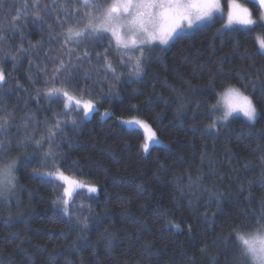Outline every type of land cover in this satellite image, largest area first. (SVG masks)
<instances>
[{
  "label": "trees",
  "instance_id": "1",
  "mask_svg": "<svg viewBox=\"0 0 264 264\" xmlns=\"http://www.w3.org/2000/svg\"><path fill=\"white\" fill-rule=\"evenodd\" d=\"M242 1L258 19L259 5ZM20 2L5 0L0 9L5 24ZM31 20L29 14L27 22L17 21L25 27L16 35L9 32V42L3 45L5 50L14 48L24 37L25 47L31 42L47 53L31 54V71L28 54L18 56L15 67L11 60L4 61L11 83L0 93V107L14 114L9 134L16 137L25 131L21 118L26 114L33 118L36 136L59 119L62 134L61 129L53 128L57 137L53 144L59 145L57 160L65 170L77 169L83 174L78 178L97 185L100 191L79 190L83 195L76 204L84 207L78 212L87 213L90 208L92 220L86 236L78 239L80 233L69 228L67 217L59 211L62 205L52 203L62 191L56 186L58 182L33 173V168L43 171L42 153L32 146L19 152L14 144L13 152L21 160L18 175L23 187L11 197L10 207H0V264H212L213 258L225 264V256L231 264L238 249L229 225L254 223L251 213L260 215L264 207V167L259 160L264 156L260 151L264 148V54L255 42L264 31L238 27L239 31L222 32L217 20L214 26L197 28L166 48L158 46L146 53L147 75L140 80L130 78L128 69L118 63V53L110 50L114 65L124 72L111 90L110 81L95 71L93 56L91 65L74 70L80 80L75 88L88 92L77 90L73 94L84 99L97 97L98 111L85 118L82 112L65 115L59 101H50L43 94L37 98L36 89H43L46 76L42 65L48 64L50 74L63 48L59 35L50 40L47 26L41 28ZM48 22L59 33L51 18ZM76 47L103 52L91 40ZM124 60L126 64L127 57ZM86 71L91 73L87 81L83 79ZM210 72L216 76L217 92L222 91L221 83L241 86L238 72H247L257 81L255 90L249 88L260 109L254 128L242 116L232 118L227 128H207L212 120L207 101L215 102L208 87ZM105 111L111 115L102 119ZM130 117L146 120L164 145H154L144 153L143 132L120 121ZM205 189L222 194L220 210ZM121 198L131 201L127 209L120 207ZM206 209L208 221H213L212 213L216 212L214 222H206ZM246 212L248 220L243 219ZM126 213L145 227L138 229L122 220ZM106 229H114L111 250L102 239ZM20 241L26 254L17 248ZM145 243L151 247L145 250ZM205 245L207 253L201 251Z\"/></svg>",
  "mask_w": 264,
  "mask_h": 264
},
{
  "label": "snow or ice",
  "instance_id": "2",
  "mask_svg": "<svg viewBox=\"0 0 264 264\" xmlns=\"http://www.w3.org/2000/svg\"><path fill=\"white\" fill-rule=\"evenodd\" d=\"M257 3L259 5L258 19L254 18L252 11L241 0H226V13L221 0H21L15 5L17 10L7 17V24L0 19V93H3L7 85L11 83L4 70L5 60H11L15 67L17 57L28 54L31 71L33 66L31 54L47 55L31 42L25 47L24 37L21 43L14 48L5 50L3 47L9 42V32L12 35L21 33L25 23H17V21L27 22L29 14H31L33 24H38L41 28L47 26L50 40L57 39L59 35L61 37L60 47L63 48L62 54L53 62L50 74H48V64L42 65L46 76L43 89H36L37 98L43 94L50 101H59L65 108V115L70 116L73 112H82L83 116L88 118L90 113L98 111L94 103L97 97L91 96L89 92L91 98L85 100L73 94L77 90L81 93L88 92L87 89L75 88L80 80L74 70L91 65L93 56L96 57L95 71L105 80L110 81L109 89L111 90L120 81L124 72L114 65L110 50L118 53V63L120 67L128 69V76L140 80L147 75L145 54L152 52L158 46H167L170 42L182 39L189 30L214 26L219 20L222 32L239 31L237 26L252 31L257 28L264 31V0H257ZM4 4L5 0H0V9L4 8ZM48 18H51L59 28V33L53 28V23L48 22ZM89 40L96 42L103 52L91 53L87 47L77 50V45ZM255 42L259 46L258 51L264 54V35H257ZM125 57H127L126 64ZM236 75L241 86L221 83L219 87L222 91L217 92L216 76L209 73L208 87L213 90L215 99L214 103L211 100L207 101L212 117L211 123L207 125L210 131L227 128L232 118L238 114L246 118V123L250 128H254L260 119V109L254 96L249 92V88L255 90L257 81L252 79L247 72H238ZM90 77V72L83 73L85 81ZM32 83L35 84L36 81ZM188 87H191L190 82H188ZM261 91L264 92V84L261 85ZM110 115L111 113L105 111L102 119ZM13 118L12 112L0 107V202H2L0 207H10L13 203L11 197L16 194L18 188L23 187L18 175L21 160L18 155L14 154L13 145L15 144L19 152H25L29 146H32L34 151L42 153L40 163L43 168V171L41 168H33V173L52 182H58L56 186L62 191L52 203L62 205L59 211L67 217L69 228H74L80 233L78 239L83 238L90 227L92 214L90 208L87 213L78 212V209L84 207V205L76 204V200L83 195L79 190L83 189L87 193L95 194L100 189L97 185L86 183L78 178L83 174L78 173L77 169L67 168L65 170L57 160L60 153L59 145L53 144L57 138L53 128L61 129V121L57 119L53 125H46V131L36 136L33 134L36 126L31 124L33 118L26 114L21 118V125L25 131L13 137L9 134L13 127L11 124ZM71 122L76 124L75 119ZM121 122L130 129H143L144 139L141 149L144 153H148L151 146L160 144L156 132L146 120L133 117ZM17 132L19 133V129ZM62 132L61 129V134ZM261 136L264 137V132ZM260 151H264V148ZM259 160L260 165L264 167V156H260ZM247 166L246 163L245 167ZM66 171L72 172L73 175L66 174ZM205 191L209 193L210 199L215 200L214 207L220 210L222 194L214 190L205 189ZM138 194L142 195V192ZM119 203L121 208L127 209L131 201L121 198ZM8 215L11 217V212ZM251 215L254 223L250 222L241 226L229 225L231 227L230 237L235 239L238 249V255L233 257L231 264H264V207L261 208L260 215H256L255 211ZM204 216L206 222H214L216 212L212 213L213 221H208L207 209ZM248 217L249 214L246 212L243 219L248 220ZM121 219L136 224L138 229L145 227L142 221L136 220L128 213L122 214ZM167 223L172 222L167 221ZM188 227L191 231V225ZM113 232L114 229L113 231L106 229L102 235L103 241L110 250L114 247ZM22 243L23 241H20L17 248L21 253L26 254V250L20 247ZM150 247L148 243L143 245L145 250ZM201 251L207 253V245L203 246ZM224 261L225 264H229L227 256L224 257ZM212 264H219V261L213 258Z\"/></svg>",
  "mask_w": 264,
  "mask_h": 264
},
{
  "label": "rangeland",
  "instance_id": "3",
  "mask_svg": "<svg viewBox=\"0 0 264 264\" xmlns=\"http://www.w3.org/2000/svg\"><path fill=\"white\" fill-rule=\"evenodd\" d=\"M251 1H253L254 3H256V4H258L257 3V0H251ZM221 2H222V5H224V7H225V13H226V11H227V6H226V0H221ZM241 2L242 3H244L245 4V6L246 7H248L250 10H251V8L245 3V2H243L242 0H241ZM252 13H253V11H252ZM254 16V15H253ZM237 27H240V26H237ZM242 28V27H241ZM195 29H197V28H195ZM195 29H192V30H195ZM192 30H189L187 33H190V32H192ZM258 35H261V34H258ZM172 42H170L169 43V45L171 44ZM169 45H167V46H162L161 45V47H163V48H166V47H168ZM160 47V46H159ZM77 96V95H76ZM77 97H79V96H77ZM79 98H81V97H79ZM81 99H84V98H81ZM87 99V98H86ZM85 99V100H86ZM95 103V102H94ZM95 105H96V103H95ZM96 108L98 109V105H96ZM95 112V111H94ZM93 112V113H94ZM109 112V111H108ZM93 113H90L89 114V117L88 118H90L91 117V115L93 114ZM104 113V112H103ZM103 115V114H102ZM236 116H242L241 114H238V115H236ZM235 116V117H236ZM243 117V116H242ZM131 118H133V117H130V118H123V119H121L120 121H122V120H124V119H131ZM136 118H138V117H136ZM245 118V117H244ZM139 119H142V118H139ZM246 119V118H245ZM144 120V119H143ZM122 123V122H121ZM123 124V123H122ZM125 125V124H124ZM125 126H127V125H125ZM128 127V126H127ZM136 129H139L141 132H143V129H140V128H136ZM153 130H154V128H153ZM155 131V130H154ZM157 137H158V139L160 140V144H158V145H164V141H162V139L157 135ZM154 147V145L153 146H151L150 147V149L151 148H153ZM150 149H149V151H150ZM86 191V190H85ZM75 195V194H74Z\"/></svg>",
  "mask_w": 264,
  "mask_h": 264
}]
</instances>
